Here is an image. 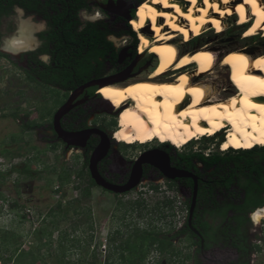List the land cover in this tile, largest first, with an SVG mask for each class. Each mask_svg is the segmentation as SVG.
<instances>
[{
	"label": "trees",
	"instance_id": "obj_1",
	"mask_svg": "<svg viewBox=\"0 0 264 264\" xmlns=\"http://www.w3.org/2000/svg\"><path fill=\"white\" fill-rule=\"evenodd\" d=\"M90 2L91 0H0V15L2 12L10 13L13 7L18 5L24 8L27 13H37L47 18L50 25L49 31L52 32V37H55V33L58 31L56 26L63 22L62 16L75 17L79 15L82 9H90ZM92 25H94L95 46L103 47L106 54L116 55L114 43L97 34L98 23ZM65 31L67 32V29ZM129 31L134 37L135 45H137L139 42L137 32L132 28ZM108 32H112V29H106V34ZM66 37L70 40L73 36L68 32ZM139 37L142 40L141 36ZM81 54L80 51L78 57ZM98 55L99 53L95 54L96 62H99ZM0 57L10 58V55L0 51ZM61 61L65 62V59L63 58ZM54 62L57 60L54 59ZM78 62L75 72L80 75L85 67L82 61L78 60ZM48 67L47 72H45L37 66L28 72L29 78L37 80V77H40L48 82H46L47 86L42 87V89L41 86H36L43 90L42 95L44 97H47L48 93L59 97L60 91L55 86L61 84V81L69 79L74 72L67 71V75L65 74L61 78L56 75L55 68ZM49 83L52 85L49 86ZM61 88L72 89L67 86ZM18 94L20 98H24L23 90H20ZM24 111V117H21V134L40 125L39 122L29 119L30 110ZM20 113L21 110L16 109L10 115L19 119ZM12 140L14 142L19 140L23 143L24 138L22 135L18 138L16 134H13ZM24 143L30 146L21 144L16 150L9 147H3L0 150L1 155L12 157L24 155L23 150H35V154L28 157L23 164H13L8 170L0 168V198L4 201H9V199L3 194L1 187L7 182L9 176L15 172L19 176H34L35 171L30 167V164L45 163L41 155L47 151L46 149L28 141ZM124 145H126L125 148L129 146V144ZM57 148L58 146L50 147L54 151ZM91 149L92 146L85 152L86 159L75 170L66 165L65 162H62L59 171L56 165L51 167L46 165V168L54 172L58 171V179L61 183H69L75 174L80 180V183L75 187L80 190L81 195L69 201L66 206L61 199L55 207L49 210L42 219L43 224H47V226L36 228L34 231V235L38 236L41 242L29 250L22 248V231L0 228V249L7 251L10 249L8 256L0 255L2 263L75 264L87 261V254L89 253L87 248L93 244L94 235L91 234L89 239H84L79 232H83L80 229L82 222L88 224L91 229L94 223L91 207L86 208L82 205L83 200L91 197L92 188L97 186L87 168ZM172 161L183 165L187 170H194L199 177L197 202L192 222L201 235L199 236L190 228L188 221L184 226L178 228L175 223L176 212L172 198L168 197L162 201H157L152 207H149L143 198L128 202L119 200L114 214V219L117 220L118 224L108 234V249L105 253L104 264H147L152 255L157 257L158 264H162L164 259L167 262L164 264L175 261L184 264L188 260H193L194 264H203V260L200 258L202 251H207L214 246L230 247L237 250L238 258L225 264H251V254L261 252L263 249L260 244L251 240L248 227L252 223L250 214L257 208L264 206V146L257 145L251 149L230 148L226 152L214 151L210 153H206L204 150H195L192 146H188L182 153L178 152V155L172 156ZM184 182L193 190L194 182L191 179L184 178ZM19 183L17 180L15 184L18 192ZM168 184L170 187L175 186V183L168 182ZM159 187V184L152 182V189L157 190ZM55 191H59V189ZM191 200L192 197L186 202V220L188 219ZM10 205L17 209H25V205L20 203L18 199L13 200ZM70 212L75 218L84 217L86 221L77 220L71 226L61 228L62 221L68 219ZM148 213L150 215L146 218L147 225L141 226L136 222L139 218H145ZM216 218H220L218 224L211 221V219ZM155 220L165 221V224H158ZM55 232H58L56 246H52L51 240ZM183 238L189 240V243L181 245ZM97 247L99 246L96 244L91 252L92 259L89 264H96ZM193 247L195 248L191 250ZM42 249H45L44 253H41ZM185 249L188 250L185 251ZM75 253L78 256L75 261L68 258ZM49 258H54V260L49 262ZM36 259H39V263L36 262Z\"/></svg>",
	"mask_w": 264,
	"mask_h": 264
},
{
	"label": "rangeland",
	"instance_id": "obj_2",
	"mask_svg": "<svg viewBox=\"0 0 264 264\" xmlns=\"http://www.w3.org/2000/svg\"><path fill=\"white\" fill-rule=\"evenodd\" d=\"M146 0H143L145 2ZM140 4V5H141ZM124 4H119L116 6L117 10L125 11L121 9ZM126 5H124L125 7ZM109 10L111 14H117L113 7ZM96 11H99L98 8H92L91 10H83L81 12L84 16H94ZM100 12V11H99ZM101 13V12H100ZM138 13V12H137ZM102 14V13H101ZM138 15V14H137ZM243 13H238L232 15L230 18H227L225 22L220 23L209 30H207L200 37H195L191 32L186 31L180 37L176 39V45L178 48V52L189 47L193 49L198 46L202 47L206 44H209L211 48L214 49L218 53V63L215 65V69L211 72H215L213 75L226 77L224 72L226 70H222L221 60L223 56L233 50L236 47H247L252 51L255 55L264 52V30H261L257 35L251 34V27L254 24L253 21L248 23H241ZM261 15V14H260ZM259 15V16H260ZM130 20L132 29L137 32L139 44L142 46L143 41L140 39V34L138 31V27H136ZM25 23V24H24ZM30 23V24H29ZM129 23V24H130ZM31 25L36 27V29L42 28V22L36 20L33 16H25L23 11H16L15 16V27L8 34L7 38H15L19 37L18 32L22 29L24 25ZM151 30H153V24L150 25ZM149 30V32H152ZM155 30V29H154ZM149 32H146L149 34ZM117 46H121L124 44V41L113 38ZM144 46V44H143ZM154 46L150 48H146L145 50H152ZM14 58H5L0 57V150L3 147H9L14 150L18 148L21 144L25 145L24 142L28 141L31 144L41 147L42 149H46L47 151L41 155V158L45 160L41 163H32L30 167L35 171L34 176H19L18 173H13L7 179V182L1 187V191L3 194L9 199V201H4L0 198V228L6 230H17L18 232L22 231L23 236L22 240V248L25 250L31 249L36 244H39L41 240L38 236L34 235V231L37 228H43L47 226V224H43V217L49 212V210L56 206L57 202L63 199V204H66L80 197L81 193L75 186L80 183V180L74 174L72 180L68 183L59 182L58 179V171L60 170L62 162H65L66 165L70 166L73 170L81 166L84 161V155L81 149H70L68 151H63L59 148L57 151L50 150L49 146H44L43 140L41 138V130L40 128L36 131H25L21 134V124L22 119L24 117V110H30L31 116L30 119L42 122L44 117H48L52 112L57 108L60 103L65 99L66 94H59V97L54 96L52 93L47 94V99H43L42 97V88L39 89L36 86H26L24 80V72L20 66H17L13 59H17V56H13ZM158 58V56H157ZM158 61L160 59L158 58ZM213 77L212 75H209ZM225 79V78H223ZM223 80L222 85L219 86L218 91L222 95H227L230 93H234L237 88L234 87V81H226ZM232 86V87H231ZM230 92L225 91V89H229ZM23 90L24 98H20L18 92ZM134 103V101H133ZM136 104L134 103L130 107H134ZM16 109H20V118L15 119L10 115L11 112ZM6 114V115H4ZM120 123V120L118 121ZM122 118L121 124L118 126L114 133H117L120 129H122ZM222 131V129H221ZM13 134H16L19 138L21 135L24 138L23 143L21 141L14 142L12 140ZM221 134L223 140L227 138V133L224 135L223 133H216L214 136H203L198 139H193L189 143L185 145H179L174 141H171L168 138L156 137L159 142H169L172 147L175 148L176 151L185 150L188 148V144L193 142L194 146H192L195 150H204L206 153L220 151L226 152L230 148H225L224 146L217 145V141L215 140ZM154 138L153 140H155ZM170 140V141H168ZM124 144H129L128 147L123 149L122 157L126 160H134L137 159L143 150L145 141H124L119 140ZM264 146V145H259ZM233 148V147H231ZM237 149V148H234ZM25 152L22 156H5L0 153V168L3 170H8L11 168L13 164H23L24 161L28 157H32L35 154V150H23ZM59 156V157H57ZM115 155L112 157L114 158ZM46 165L53 166L56 165L58 167V171L54 172L48 168ZM87 170V169H86ZM19 180V192L16 189V181ZM154 182L155 184H159V189H152L151 184ZM150 179H145L141 184H139L134 190L126 194H115L101 186H94L92 188L91 197L87 200H83L82 205L86 208L91 207L93 214V228L91 229L88 224L81 223L80 229L83 232H79L82 235V238L89 239L90 235H94L93 244L90 246L89 253L87 254V261L84 263H75V264H89V261L92 259L91 252L93 251L94 246L97 244V258L96 264H104L105 253H107V237L109 232L117 226V220L114 219V214L116 212V207L118 205L119 200H123L124 202H128L130 200H136L138 198H143L149 205L152 207L157 203V201H162L166 198H172L174 200L175 205V223L177 226L183 224L187 216V195L183 193L179 187L176 185L174 187H170L166 180L162 178L158 180L152 181ZM59 189V191H55ZM18 199L20 203L25 205V209H17L12 207L10 204L13 200ZM150 214L148 213L145 218H139L136 220L141 226L147 225V217ZM251 216V214H250ZM77 220L86 221L84 217L78 219L75 218L72 212H70L67 220L62 221L61 228H66L74 224ZM215 224L220 222V218L211 219ZM158 224H165V221L155 220ZM251 224L249 225L248 233L253 242L258 243L262 246L261 252H254L250 256L251 264H264V217L261 218L260 222L256 224L251 217ZM58 236V232H55L53 239L51 240V245L56 246V238ZM44 241V240H43ZM189 240L183 238V241L180 243L181 245L188 244ZM106 244V245H105ZM195 247L191 248L194 249ZM10 250V249H9ZM9 250L0 249V255L8 256ZM188 249H185L187 251ZM45 252V249H42L41 253ZM77 254H71L68 258L75 261L77 258ZM200 258L203 260V264H225L228 261L236 260L238 258V254L234 248L223 247V246H214L211 249L204 251ZM49 262L54 260V258H49ZM36 262L39 263V259H36ZM53 262V261H52ZM88 262V263H86ZM167 263L164 259L162 264ZM0 264H4L0 261ZM8 264H12L11 262ZM147 264H158L157 257L152 255L148 260ZM169 264H180L179 261H175L174 263ZM184 264H194L193 260H188Z\"/></svg>",
	"mask_w": 264,
	"mask_h": 264
},
{
	"label": "bare ground",
	"instance_id": "obj_3",
	"mask_svg": "<svg viewBox=\"0 0 264 264\" xmlns=\"http://www.w3.org/2000/svg\"><path fill=\"white\" fill-rule=\"evenodd\" d=\"M140 4L138 15L131 22L138 27L144 49L154 46L153 50L160 54L161 71L192 64L198 69L193 74L186 71L174 81L147 80L102 87L105 96L118 107L129 100L136 104L123 109V126L117 138L149 142L163 137L182 146L228 127L225 148L264 145V52L255 55L247 47L230 50L221 60L222 70L228 69L223 79L211 72L219 60L209 44L182 55L176 45V39L184 32L198 38L238 13L244 14L241 23L254 22L251 34L257 35L264 30V0H146ZM151 24L155 30H151ZM32 29L31 25H24L19 37L8 41L7 48L17 51L31 47ZM223 80H233L237 90L222 95L226 92L221 93L218 88ZM254 214H259L260 222L264 206L251 217Z\"/></svg>",
	"mask_w": 264,
	"mask_h": 264
},
{
	"label": "flooded vegetation",
	"instance_id": "obj_4",
	"mask_svg": "<svg viewBox=\"0 0 264 264\" xmlns=\"http://www.w3.org/2000/svg\"><path fill=\"white\" fill-rule=\"evenodd\" d=\"M142 1L143 0H91L90 9H82L79 15L75 17L62 16L61 19L63 22L56 26L58 31L55 33V37H52V32L49 31L50 25L47 18L37 13H27L24 8L18 5L14 6L10 13L2 12L0 15V51L9 54L11 59L14 58L13 56H17V59H13V61L23 70L26 86L38 85L41 86V88L47 86L48 82L40 77H37V80L29 78L28 72H31V70L35 69L37 66L45 72H47L48 66H51L56 69V75L61 78L65 76L67 71L74 72L69 79H65V81H61V84L55 86L59 89L60 93L66 94L65 99L54 111L50 112L51 114L48 117H44L42 122H39L40 125L28 131H36L40 128L44 146H58L55 151L59 148L65 152L74 148L81 149L84 160L86 159L85 152L88 151L89 147L92 146L89 154L90 159L92 152L100 145L104 135H106V137L109 138L111 148L108 155L99 162V170L109 182L118 185H124L130 180L136 160L144 152L150 150H156L157 153H168L171 157V164L173 167L187 170L183 165L181 166L177 162L172 161V156L178 155L179 151L177 152L175 148L171 147L173 146L171 143L159 142L157 138L143 145L146 147L143 148L137 159L126 161L121 156L125 148L124 146L126 145L119 141L117 133L114 132L121 124L123 109L132 106L134 103L129 100L124 102L121 107H118L116 103L107 98L101 90L102 87L107 85L127 86L138 81H174L184 72L187 71L193 74L198 69L196 64H192L183 69H176L175 66H172L166 72L161 71L162 58L160 54L153 49L145 50L143 44L142 46L140 44L139 47V42L135 45L134 37L129 31L130 28H132L129 24L130 21L119 13L111 14L110 11L106 9L110 4H112L114 8L121 3L126 5L127 9L125 11L136 18L138 14L136 5L140 4ZM16 8L21 9L25 16H33L36 20L42 22L41 29H36V27L33 26L30 36L32 46L20 49L23 50L20 54H13V52L19 50L14 51L7 48V43L11 40V38H7V36L15 27ZM92 8L99 9L102 13L101 18L94 20L88 19L87 17L91 16H84L81 14L83 10H91ZM93 23H98L97 34L104 36L105 39L111 40L114 43L116 55L112 56L110 53L106 54V50L104 51L103 47L95 46L96 41L94 39ZM66 29L67 32L65 31ZM106 29H112V32L106 34ZM68 32L73 36L70 40L66 37V33ZM19 33L20 31L18 34ZM113 38L124 41V44L117 46ZM56 48H58L57 51ZM197 48L198 46L193 49L186 47L180 51L179 55L192 53ZM80 51L82 54L78 57ZM96 53H99V62L95 60ZM59 56L60 58H58ZM157 56L160 61H158ZM63 58L65 62L61 61ZM54 59H56L57 62H54ZM78 60L82 61L85 67L82 69L80 75L75 72V68L79 64ZM89 82H92L91 85L85 86V84ZM51 85L52 84L49 83V86ZM62 86H67L72 89L67 90L61 88ZM42 97L43 99H47L43 95ZM68 102L71 107L62 116L61 126L68 132L83 133L75 139L79 145H68L59 137V134L55 130L54 117L58 110ZM119 108L121 112L117 113ZM119 120L120 123H118ZM86 134H88V136H86ZM225 139L223 140L221 134L215 138L218 146L221 145V143L222 146H224ZM187 146H194V144L191 142ZM186 149L187 148H185V150ZM185 150L180 151V153ZM114 155L115 157L112 158ZM87 168L89 169V162ZM187 171L196 174L194 170ZM160 178L167 182L175 183V185L187 195V201L193 196V190L184 182V178L191 179L194 182L192 177H177L170 179L157 167L149 163L144 164V171L140 184L145 179H150L152 182ZM106 190L110 191L108 189ZM131 190L123 193L110 192L115 194H126ZM186 221H188V225L192 230L194 228L198 229L194 226L193 222L190 224L189 219H185L183 224L178 226V228L184 226ZM203 252L204 251H202V253ZM236 253L238 254L237 250Z\"/></svg>",
	"mask_w": 264,
	"mask_h": 264
},
{
	"label": "water",
	"instance_id": "obj_5",
	"mask_svg": "<svg viewBox=\"0 0 264 264\" xmlns=\"http://www.w3.org/2000/svg\"><path fill=\"white\" fill-rule=\"evenodd\" d=\"M111 5V6H110ZM106 7L107 10H111L113 7L112 4ZM139 6V4L136 5V8ZM127 8H125L126 10ZM120 15H122L124 18H126L128 21L132 20L134 17L132 14L127 11L118 12ZM23 50H19L17 52H13V54H20ZM92 82H89L85 84V86H90ZM69 102L64 104L56 113L54 117V126L55 130L59 134V137L62 138L68 145H79L78 142H76V137L83 134L82 132L73 133L68 132L64 130L61 126V118L70 109ZM121 109L119 108L117 110V113H120ZM88 136V134H86ZM110 141L109 138L104 135L103 140L101 141L100 145L97 146L94 151L92 152L90 159H89V170L91 173L92 178L95 180L96 184L98 186H101L105 189H108L110 191H114L116 193H123L126 191H129L131 189H134L137 187L142 179L143 171H144V164L149 163L155 167H157L159 170L162 171V173L170 178L174 179L177 177H192L194 179V188H193V196H192V203L189 210V222L192 223L194 210L196 207L197 202V195H198V177L196 174L189 172L187 170L178 169L176 167H173L171 164V157L166 152L157 153L156 150H150L144 152L135 162L134 170L132 173V176L130 180L124 184V185H118L113 184L109 182L105 176L102 175L101 171L99 170V162L102 161L109 153L110 151ZM194 232H196L199 236L201 233L197 229H193ZM203 243V240H202Z\"/></svg>",
	"mask_w": 264,
	"mask_h": 264
},
{
	"label": "clouds",
	"instance_id": "obj_6",
	"mask_svg": "<svg viewBox=\"0 0 264 264\" xmlns=\"http://www.w3.org/2000/svg\"><path fill=\"white\" fill-rule=\"evenodd\" d=\"M16 11H20V9L19 8H16ZM88 19H97V18H101V13L99 12V11H96V13H95V15L94 16H91V17H87ZM227 132V128L226 127H224V128H222V131L220 130L218 133H223L224 135H226L225 133ZM252 219H253V221L254 222H256V223H258L259 222V219H260V216H259V214H254L253 216H252Z\"/></svg>",
	"mask_w": 264,
	"mask_h": 264
}]
</instances>
